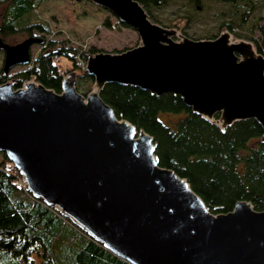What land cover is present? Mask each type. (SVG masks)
Instances as JSON below:
<instances>
[{
	"label": "water",
	"instance_id": "95a60500",
	"mask_svg": "<svg viewBox=\"0 0 264 264\" xmlns=\"http://www.w3.org/2000/svg\"><path fill=\"white\" fill-rule=\"evenodd\" d=\"M90 1L131 25L138 42L87 52L85 93L74 70L59 90L31 77L0 81V151L22 186L132 264H264V209L238 199L211 211L184 176L159 164L152 136L100 95L108 82L172 92L221 131L254 118L264 141V54L227 26L192 38L151 20L138 0ZM41 41L0 37L2 72L28 64Z\"/></svg>",
	"mask_w": 264,
	"mask_h": 264
},
{
	"label": "trees",
	"instance_id": "16d2710c",
	"mask_svg": "<svg viewBox=\"0 0 264 264\" xmlns=\"http://www.w3.org/2000/svg\"><path fill=\"white\" fill-rule=\"evenodd\" d=\"M43 0H0V37L18 29L29 34L33 30L51 32L46 21H26ZM149 13L168 0H138ZM191 6L188 15L195 19L197 4L204 0H184ZM228 4L231 15L223 19L234 35L251 38L264 54V23L258 24L260 36L254 37L243 30L241 20L252 8L251 0H221ZM240 8V10H239ZM222 11L221 13H224ZM154 17V16H153ZM107 18L104 20L107 23ZM126 24V23H125ZM96 48L78 51L62 40L48 38L25 68L12 75L16 84L24 78H35L45 86L60 89L63 74L71 65L59 61L64 55L70 60L75 55L85 60V55ZM80 77L91 78L83 72ZM5 74L0 68V81ZM100 95L119 117L131 121L152 136L160 165L172 168L184 176L213 212L230 210L238 199L250 200L256 209H264V141L260 139L261 126L254 118L233 122L221 131L216 125L193 112L178 94H154L147 89L118 82L106 83ZM178 114L165 122L158 113ZM0 156V253L9 252L14 257L0 264H15L16 260H32L38 264H57L50 252L52 243L68 233L69 228L79 233L81 241L76 251L78 264H132L93 239L68 217L52 208L42 199L26 190L18 169L6 155ZM35 262L34 260H32Z\"/></svg>",
	"mask_w": 264,
	"mask_h": 264
},
{
	"label": "rangeland",
	"instance_id": "374dc122",
	"mask_svg": "<svg viewBox=\"0 0 264 264\" xmlns=\"http://www.w3.org/2000/svg\"><path fill=\"white\" fill-rule=\"evenodd\" d=\"M252 8L244 14L240 21L243 30L254 37L260 36L258 24L264 23V0H251ZM2 6H0V11ZM240 10V8H239ZM225 11L224 13H221ZM191 6L184 0H168L164 5L152 10L151 20L165 26H176L187 36L192 38L214 37L222 26V21L230 17L228 4L221 0H204L197 4L195 19L188 16ZM26 21H46L52 28L51 32L43 31L44 41L33 43L30 47L31 60L41 45L48 38L62 40L65 44L76 47L78 51L87 50L88 47L96 49H123L136 45L138 36L135 29L117 19V17L105 8L96 5L90 0H43L30 15L25 16ZM107 18V23L104 20ZM37 33L40 30H33ZM42 32V31H41ZM27 31L18 29L7 34L4 40L7 43H16L27 36ZM233 33V32H232ZM233 36H239L234 35ZM42 37V36H41ZM3 61V52L0 50V68ZM59 61L71 65V70L77 73L76 88L85 93L91 86V78H82L84 61L78 54L74 60L64 55L59 56ZM27 64H17L10 68L6 77L14 76L12 73L26 67ZM16 78V77H15ZM178 114L172 112L158 113L161 120L168 122L174 120ZM0 156H2L0 151ZM81 236L69 228L68 233L58 237L51 245L50 252L57 264H78L76 251ZM14 257L9 252L0 253V262ZM32 260H16L15 264H38V256L32 254ZM48 264V263H46Z\"/></svg>",
	"mask_w": 264,
	"mask_h": 264
},
{
	"label": "flooded vegetation",
	"instance_id": "af4514ba",
	"mask_svg": "<svg viewBox=\"0 0 264 264\" xmlns=\"http://www.w3.org/2000/svg\"><path fill=\"white\" fill-rule=\"evenodd\" d=\"M31 34H33V35H38V36H42V41L41 42H43L44 41V33H43V31L41 32V31H38L37 33H35V32H32ZM31 34H29V33H27V36L28 35H31ZM34 43H36V42H34ZM38 43H40V42H38ZM33 44V43H32ZM2 51V50H1ZM3 52V51H2ZM12 75V74H11Z\"/></svg>",
	"mask_w": 264,
	"mask_h": 264
}]
</instances>
